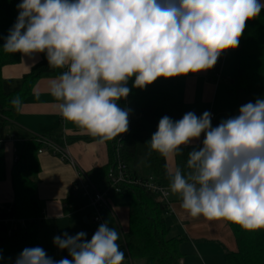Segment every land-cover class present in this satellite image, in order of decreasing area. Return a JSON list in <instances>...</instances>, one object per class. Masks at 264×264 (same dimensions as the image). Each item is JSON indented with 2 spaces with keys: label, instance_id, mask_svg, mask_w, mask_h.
<instances>
[{
  "label": "clouds",
  "instance_id": "obj_1",
  "mask_svg": "<svg viewBox=\"0 0 264 264\" xmlns=\"http://www.w3.org/2000/svg\"><path fill=\"white\" fill-rule=\"evenodd\" d=\"M3 50L63 69L50 93L61 116L100 142L129 129L131 109L121 107L132 87L159 78L214 68L238 48L246 22L261 0H20ZM134 78V79H133ZM12 105L19 110L16 96ZM203 139L201 141V137ZM200 142L197 144L196 142ZM165 158L187 152V172L168 171L169 188L191 217L227 220L242 229H264V98L212 126V113L160 118L148 141ZM83 231L53 239L68 256L54 260L41 247L25 248L15 264H124L120 234L107 222L86 239ZM2 259V256H0Z\"/></svg>",
  "mask_w": 264,
  "mask_h": 264
},
{
  "label": "trees",
  "instance_id": "obj_2",
  "mask_svg": "<svg viewBox=\"0 0 264 264\" xmlns=\"http://www.w3.org/2000/svg\"><path fill=\"white\" fill-rule=\"evenodd\" d=\"M20 0H0V180L6 178L4 141L6 130L14 121L19 110L11 101L19 96L21 101L31 93L35 83L52 69L47 60L37 65L30 74L18 81H7L2 77V69L7 65L20 62V53H8L3 50L4 37L14 25L17 13L15 4ZM236 85L240 92L251 94L264 93V9L258 17L246 22L244 39L237 50ZM134 79V78H133ZM128 87L131 92L126 100L119 101L121 107L131 109L129 129L125 137L117 136L108 140L109 163L105 167L90 172V182L100 191L108 193V199L116 206L128 210V228L122 232L120 246L128 264L144 260L146 264H182L184 256L180 250L183 237H169L170 227L166 221L167 208L158 198L137 185L118 184L113 188L110 174L117 172L120 164L127 166L133 178L154 177L160 185L169 187L168 167L164 156L150 149L148 141L157 131L160 118L164 115L175 120L179 106L170 95L152 93L148 86L141 90ZM44 138L63 147L79 141L98 140L95 137H76L64 141L60 129L47 133ZM43 143L37 138L24 142L18 153V159L11 171L14 195L15 218L24 221L25 228H18L0 245V264H15L16 258L25 248L41 247L54 260L67 257L57 254L53 238L45 229L44 215L37 198L40 163L39 151ZM179 167L187 172L186 163ZM71 213L86 209L88 200L82 194L71 193L65 200ZM234 235L236 250H224L228 264H264V229L248 231L239 225L224 220Z\"/></svg>",
  "mask_w": 264,
  "mask_h": 264
},
{
  "label": "crops",
  "instance_id": "obj_3",
  "mask_svg": "<svg viewBox=\"0 0 264 264\" xmlns=\"http://www.w3.org/2000/svg\"><path fill=\"white\" fill-rule=\"evenodd\" d=\"M264 3V0H261ZM20 3V2H18ZM14 8L18 15L17 4ZM244 33L240 38L238 48L227 50L221 54L214 68L196 74H188L165 79L159 78L148 85L152 93L172 96L179 106L175 120H179L188 112L193 111L197 116L204 111L212 113V126L215 127L222 119L238 114L239 107L245 104L246 94L239 91L236 85L237 50L241 47ZM14 65L3 67L1 73L4 80L18 81L40 63L46 61L43 54L34 59L23 56ZM63 69L55 70L43 75L33 86L31 93L23 101L18 114L6 130L4 141V158L6 178L0 180V245L5 243L8 233L22 228L21 221L15 218L14 195L11 182V171L18 158L19 150L26 141L32 138L46 140L49 145H44L42 154L38 155L40 173L37 176V198L44 215L45 229L54 239L58 235V227L61 223L72 219L71 213L65 203L66 198L72 193L77 174L86 176L95 169L105 167L109 163V144L107 141H79L60 147L44 136L54 130L60 129L64 135V141L69 138L92 137L81 130L75 123L65 120L58 109V102L50 93V85ZM203 136L201 137V141ZM199 144L200 142H196ZM189 146L182 154L168 157L166 164L168 171L187 161ZM61 148L68 152L75 162L72 166L56 149ZM115 205L110 201V211ZM116 206V205H115ZM119 207V206H117ZM90 211V210H89ZM124 211L117 209L116 212ZM128 228V212H125ZM92 215V216H91ZM86 223L93 217L90 211ZM103 221V220H102ZM166 221L170 227L169 237H183L180 250L184 256L182 264H228L224 258V250H236L234 235L224 220L208 219L203 216L191 217L181 206L178 195H171V205L166 212ZM93 224L97 225L92 220ZM127 230V229H126ZM124 231V230H123ZM122 231V232H123ZM57 234V235H56ZM57 254L61 252L57 250ZM124 264H128L126 260ZM135 264V263H134Z\"/></svg>",
  "mask_w": 264,
  "mask_h": 264
},
{
  "label": "built area",
  "instance_id": "obj_4",
  "mask_svg": "<svg viewBox=\"0 0 264 264\" xmlns=\"http://www.w3.org/2000/svg\"><path fill=\"white\" fill-rule=\"evenodd\" d=\"M214 116L212 115V119ZM125 137V133L121 134V138ZM44 145H49L48 141L40 140ZM62 155V159L67 160L72 166H75V162L70 158L67 150L64 151L61 148L56 149ZM44 150H40L39 154H42ZM16 158L15 161H17ZM110 178L113 182V188L117 190L118 184H128V185H137L145 190L149 191L158 198V201L164 204L167 208V211L171 205V195L169 187H164L159 184V182L152 176L145 178H133L127 170V166L120 164L117 167V172L113 175L110 174ZM72 193L82 194L88 200L87 209H89L94 218V222L98 225L103 223L101 218V213L105 209H110V201L108 199V193L106 191L98 190L92 182L88 179V176L82 173L77 174L76 182L73 186ZM23 228H25L26 223L21 221ZM12 232L8 233V236H11Z\"/></svg>",
  "mask_w": 264,
  "mask_h": 264
},
{
  "label": "rangeland",
  "instance_id": "obj_5",
  "mask_svg": "<svg viewBox=\"0 0 264 264\" xmlns=\"http://www.w3.org/2000/svg\"><path fill=\"white\" fill-rule=\"evenodd\" d=\"M257 98H264V93L247 95L245 98V102L246 103L255 102ZM111 207H112L113 213L109 209H105L101 213V218L103 220V223L107 222L109 227L114 228L115 230L118 231V233L120 234V239L117 241V243L121 246L123 242L122 231L123 230L126 231L127 229L126 217H125L124 211L128 212V210L126 207H120V206L117 207L115 205ZM117 209H121V210L123 209L124 211L116 212ZM89 214H90V211L87 208L77 211L72 217V219L67 220L59 225L58 232H57L58 235L62 236L65 232H67L69 235H76L77 233L83 231L87 234L86 239L91 240L92 235L95 233V231H97L99 225L97 226L93 224L92 222L93 217H91L90 222L88 223L85 222L84 219L86 217L90 218ZM57 250L59 249L57 248ZM59 252H61V255H64L65 253H67L66 250L64 251L59 250ZM135 264H146V262L144 260H137L135 261Z\"/></svg>",
  "mask_w": 264,
  "mask_h": 264
}]
</instances>
